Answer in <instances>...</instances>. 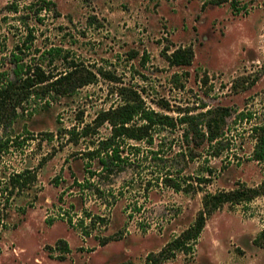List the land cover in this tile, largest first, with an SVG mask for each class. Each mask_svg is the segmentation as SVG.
<instances>
[{
  "label": "rangeland",
  "instance_id": "1",
  "mask_svg": "<svg viewBox=\"0 0 264 264\" xmlns=\"http://www.w3.org/2000/svg\"><path fill=\"white\" fill-rule=\"evenodd\" d=\"M33 1L0 0V43L9 52L28 29L18 14L3 8L17 2L23 9ZM52 1L58 17L44 11L42 21L28 19L36 35L31 58L38 60L43 51L59 46L70 60L95 71L107 69L144 89L155 109L160 110L156 101L162 98L173 115L178 107L195 113L228 107L231 116L220 145L191 144L194 158L180 163L184 175L196 177L195 190L176 192L153 182L146 195L141 189L150 172L140 176L131 164L116 176L119 193L112 204L107 190L98 197L85 184L100 168L85 153L110 134V127L105 124L77 142L71 139L73 131L119 103L112 93L117 84L100 76L97 83L51 98L48 105L39 101L8 129L0 127V139L14 137L9 150L0 153V264H264V241L256 242L264 230V196L215 212L192 253L158 256L194 222L205 192L238 183L253 186L264 178V162L251 159L252 126L264 121V0ZM189 46L195 53L192 65L171 66L165 59V50ZM48 61V71H65L63 60ZM242 112L252 113V119H240ZM182 133L177 128L162 135L178 149ZM216 148L219 156H214ZM209 168L212 180L198 184L197 177H211ZM24 170L37 178L15 188L6 203L10 176ZM90 212L106 221L90 224L85 219ZM59 240L67 241L69 253L59 250Z\"/></svg>",
  "mask_w": 264,
  "mask_h": 264
},
{
  "label": "trees",
  "instance_id": "2",
  "mask_svg": "<svg viewBox=\"0 0 264 264\" xmlns=\"http://www.w3.org/2000/svg\"><path fill=\"white\" fill-rule=\"evenodd\" d=\"M55 7L56 4L52 0H37L23 9L17 2L8 3L3 8L5 12L18 14L17 19L26 24L28 33L22 41L14 45L10 52L0 43V127L8 129L21 114L26 113L27 110L30 111V107L36 108L39 101H45L48 105L51 98L73 94L84 86L97 83L101 76L117 84L116 91L112 93H116L120 101L108 109L101 110L92 123L85 125L80 131H73L71 140L77 142L80 137L96 133L105 124L111 129L107 137L100 139L95 147L85 153L91 161H97L100 166L98 170L91 171V178L85 183L88 185L87 188L98 197H105L107 190L113 198L111 203L114 204L119 193L114 190L116 176L132 164L133 171H140V176L146 171L150 172L147 176H152L145 177L147 181L141 189L146 195L153 188V182L156 186L162 184L176 192L190 193L195 190L198 186L194 183L196 177L184 175V169L180 168V163L186 158L187 160L190 157L194 158L191 144L202 146L207 142L209 147L221 144L220 139L224 135L226 118L231 116V109L217 107L195 113L196 109L178 107L177 115H173L171 114L173 109L168 100L161 98L156 101L160 110L155 109L148 104L144 89L124 82L120 76L107 69L100 67L95 71L84 63L70 60L69 55L64 54L62 47L52 46L43 51L42 57L38 60L35 59L36 57L31 58L36 35L33 28L29 26L28 19L34 18L40 22L43 20L41 14L44 11H53L58 17L59 13ZM7 16L5 15L3 19L7 20ZM33 50L41 52L38 48ZM46 54L50 57H46ZM164 56L171 66H190L194 61L195 53L193 47L189 46L179 47L171 53H168L167 49L164 51ZM56 59L63 60L65 71L56 73L46 69V60L54 62ZM184 74L187 75L188 72ZM239 116L240 119H252V113L242 112ZM177 128L183 130L180 139L182 142L178 149L172 145L173 142H165L166 138L162 135L165 130ZM251 132L255 140L251 159L260 163L264 162V121L254 124ZM11 142H14L13 136L2 137L0 153L7 152ZM217 148L214 156L220 155V150ZM132 157L135 158L132 159ZM177 159H180L179 163ZM133 161L135 164L132 163ZM141 163L146 165L141 167ZM207 171L211 177H197L198 184L209 183L212 180V169L209 168ZM36 178L37 175L29 170L10 176L11 190L6 197V203L10 201L11 193L15 188H22ZM104 182L108 184L107 188L103 186ZM82 184L80 183V186ZM85 188L83 185V189ZM7 191L8 186L2 190V196ZM262 196H264V178L259 184L253 186L238 183L236 187L229 190L205 192L202 209L199 210L194 222L180 235L170 240L158 256L169 258L177 252L192 253L207 221L215 212L226 205L232 207L242 205ZM85 219H88L92 225L106 221L103 216L91 212ZM68 221L73 224L72 219ZM261 241H264V230L256 238V242ZM102 242L106 244L107 239H103ZM57 246L63 254L70 252L69 244L65 240H59ZM61 259H65V256H61Z\"/></svg>",
  "mask_w": 264,
  "mask_h": 264
}]
</instances>
